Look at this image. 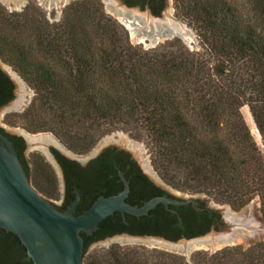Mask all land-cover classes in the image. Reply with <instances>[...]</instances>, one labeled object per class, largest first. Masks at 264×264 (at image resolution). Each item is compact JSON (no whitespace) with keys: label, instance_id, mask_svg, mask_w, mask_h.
I'll return each mask as SVG.
<instances>
[{"label":"trees","instance_id":"obj_1","mask_svg":"<svg viewBox=\"0 0 264 264\" xmlns=\"http://www.w3.org/2000/svg\"><path fill=\"white\" fill-rule=\"evenodd\" d=\"M93 2L70 4L63 21L52 28L31 20L47 60H57L65 72L61 77L48 64L35 63L33 53L17 49L15 64L35 91L31 130L49 129L69 149L86 152L96 135L132 129L139 137L145 134L154 168L173 189L215 195L234 209L259 195L264 210V167L240 114L247 106L264 142V0H243L246 13L236 8V0H176L181 18L197 29L207 58L181 47L173 51L172 43L163 50L133 48ZM12 89L0 73V106L12 99ZM0 133L4 134L1 128ZM8 138L19 159L20 139ZM22 164L31 181L30 168ZM116 166L123 168L125 163L116 157ZM101 169L113 166L107 161ZM31 185L40 193L36 184ZM114 194L105 195L100 184L83 182L76 215L97 198ZM180 215L179 221L172 216L151 225L150 234L176 242L209 231L205 214L193 213L190 219ZM122 225L107 218L91 237L81 234L83 260L90 245L120 233ZM131 229L130 233L147 234ZM137 256L113 248L105 262L148 264ZM159 258L165 260L162 264H264V242L213 255L195 253L188 262L175 256ZM0 264H32L18 239L3 230Z\"/></svg>","mask_w":264,"mask_h":264},{"label":"water","instance_id":"obj_2","mask_svg":"<svg viewBox=\"0 0 264 264\" xmlns=\"http://www.w3.org/2000/svg\"><path fill=\"white\" fill-rule=\"evenodd\" d=\"M72 1L75 0H38L40 7L52 8ZM18 2L19 0H0L1 5L17 14H19ZM103 2L105 14L111 15V21L129 29L131 34L129 41L140 48L148 50L180 38V44L192 51L190 44L195 45L192 35L190 31L179 28L173 0H167L160 18L151 16L146 10L127 8L119 0H103ZM21 6H25V1ZM0 69L14 85L13 100L0 109L1 117L19 112L22 100L30 101L33 96L24 95L20 80L11 75L1 60ZM3 130L11 135L22 136V130ZM27 137L36 144L43 141V137ZM44 137L57 141L52 135ZM111 145L129 152L141 169L146 171L147 167L150 171L149 161L142 159V147L132 148L128 140L111 137L102 148ZM31 152L33 151L29 148L28 158H31ZM149 176L153 180L151 175ZM128 192L127 184L124 183L122 191L117 195L99 197L86 211L75 216L79 203L77 196L74 203L65 212L60 213L49 203V200L34 190L11 142L0 133V230L18 239L32 264H87L83 260L81 234L91 237L97 232L98 225L115 213L122 216L142 217L158 204L164 206L194 204L193 201L178 204L170 203L164 198H154L137 208L125 203ZM170 193L181 199L197 197ZM197 198L204 201L211 209L207 198ZM220 213L224 214L228 226L218 232L211 230L202 236L180 239L176 242L159 237L120 236L90 245L86 254H93L95 248L106 247L110 250V243L146 244L148 247L162 246L163 252H180V257H185V261L188 262V255L193 250L214 253L241 243V248L247 249V243L264 239V226L259 221L256 200L240 214L228 211Z\"/></svg>","mask_w":264,"mask_h":264},{"label":"rangeland","instance_id":"obj_3","mask_svg":"<svg viewBox=\"0 0 264 264\" xmlns=\"http://www.w3.org/2000/svg\"><path fill=\"white\" fill-rule=\"evenodd\" d=\"M82 1L83 0H75L60 7L52 8V7H40L38 0H25V6H19V14L0 4V40H2V43H0V60L3 62V64L11 73V75L14 78H18L20 80L24 95L33 96L30 101L22 100L19 112L1 116L0 128L22 130V135L25 136L44 137L45 135H52L56 138V140L63 148L69 150L74 154H78V155L83 154V156L98 149H101L111 137L128 140L132 148L142 147V159L149 161V168L151 175H155L156 179L161 181V183H163V186L164 188H166L167 191L207 198L211 205L212 210H215L217 212L228 211L236 214H240L254 200H256L259 221L260 224L264 226V210L259 195L253 196L252 199L248 201L241 209H236V208L234 209L230 205L222 201H219V199H217L215 195H206L204 193L195 194L190 192H182L170 187L167 183H165L161 179L160 174L154 168L152 147L149 144L148 140L145 138V134L143 133H140L141 137H139L138 134L134 132L132 129L120 128L115 131L112 130L109 132H105L104 134L101 135L98 134L95 137V143L93 144V146L86 152H80L69 149L66 145H64L61 138H59L57 135L54 134V132H52L49 129H43L38 131L31 130L32 127L30 121L35 116V112H36L33 110L36 107V105L33 106V104H35L33 103L35 99V91L33 90L32 86L25 81L17 65L15 64L16 55H17L16 51L18 48H24V50L26 49V51H29L34 54V58H36L35 63L38 62V63L48 64V66L52 68V71L54 73H57L61 77H63L65 75V72L62 71V69L57 66L58 61L54 60L55 63L48 61L46 54L43 51V47L37 44L32 26L37 25L38 23H47L49 27L52 28V26H56L63 21V18L66 13V9L70 4L78 3ZM173 1H174L179 28L190 31L192 35L195 44V45L190 44L192 51L180 44V38L174 39L172 41L150 48L148 50H144L129 41L131 39V34L129 32V29L113 22L116 26L120 38L122 39L123 42L127 43L131 47L136 49L140 48V50L142 51H152L154 49L161 50L163 45L172 43L176 46L173 49V51H175L178 47H181L190 53L205 55V58H207L208 55L206 49L205 47H203L197 29L195 28L194 24H192L189 20L187 19L185 20L181 18V16L179 15V9H177V2L176 0ZM231 1L232 0H230V3H232ZM93 4H95V6L98 7L99 11L103 13L106 19L111 20V15L105 14L103 0H94ZM234 5L236 6V8L240 10L243 9V12L245 13L247 12V8L245 7L243 0H236ZM31 20H34V23ZM32 23L33 25L31 26L30 24ZM12 48L13 51L10 53V50ZM27 111H30L31 113ZM240 114L246 125L247 130L249 131L252 142L257 148V151L259 152L260 159L264 167V142L255 128L248 107L247 106L242 107L240 110ZM45 121L49 122L50 120L48 118ZM77 130L78 129H76V131ZM34 153L35 152H31V158H29L31 182L37 185L36 187L39 189L40 194L43 195L47 200H54V198L56 197V191L53 187L54 181L52 179V175L48 171L47 165L43 164L41 159L38 156H36V154ZM260 242H264V239L247 243V248ZM241 246L242 243L233 247H241ZM113 248L130 250L131 252L136 253L138 256L147 259L148 264L166 263L165 260L159 258L160 255L175 256V257H179V259H185V257H180V252H163L162 246L148 247L146 244L110 243V250ZM108 251L109 249H107L106 247L95 248L93 249V254H86L84 260L87 264H106L105 260L107 259ZM195 253L213 255L216 252L211 253V252L193 250L188 255V261L189 258Z\"/></svg>","mask_w":264,"mask_h":264},{"label":"flooded vegetation","instance_id":"obj_4","mask_svg":"<svg viewBox=\"0 0 264 264\" xmlns=\"http://www.w3.org/2000/svg\"><path fill=\"white\" fill-rule=\"evenodd\" d=\"M24 1L25 0H19L17 6H21ZM119 1L123 6L127 8L146 10L151 16L159 18L161 17L162 12L167 5V0ZM0 73L4 75V77L12 85V99L9 101L11 102L14 96V85L9 77L4 72H2L1 69ZM9 102H7L5 105L0 106V109L6 106ZM3 133L4 134L2 135H4L8 140V137H15L20 139L21 148L18 161H20L21 164L23 163L25 167H30V159L27 157L29 148L32 149L33 152H35L34 154H36V156L41 159L43 164L47 165L48 171L51 173L52 179L54 181L53 187L56 191V197L54 198V200H49V203L58 212H65L74 203L77 196H79L78 206L80 205V203L83 201V182L87 183L88 181L97 184V186L98 184H100V188L105 195L109 191L114 192V196L122 191L124 183H126L129 192L125 203L137 208H140L144 203L154 198H164L170 203L178 204H184L188 201L194 202V204L187 203L185 205L178 206H173L170 204L164 206L162 204H158L152 210H150L147 215L142 217H133L129 215L122 216L118 213H115L110 218L120 220V222L123 224L122 231L120 233H115L112 236L107 237L101 241L120 236L158 237L150 234L151 225L164 222L167 217L170 218L172 216H176L177 220L179 221L181 219L180 214L188 219L191 218L193 213L205 214L210 221L209 231L214 230L218 232L225 226H228L224 218V214L222 215L220 212L208 208L206 206V203L200 198L195 197L181 199L171 194L166 190V188H164L163 183L156 179L155 175H151L147 167L145 169L147 171L146 172L139 167V165L132 158L129 152L119 149L114 145L98 149L83 156V154H74L69 150L63 148L57 141L50 137H43V141L39 142V144H36L34 140H31L25 135L15 136L8 134L4 130ZM116 157L117 159H122V162L125 163V167L118 168L116 166ZM107 161L111 163L113 169H101L102 165ZM28 173H30L29 169ZM149 175H151L153 180ZM155 180H157L156 182H158V184L155 183ZM29 182L31 184L30 180ZM74 215L77 216L76 210ZM129 228H132L131 230L134 231L144 229L147 231V234L139 235L130 233V231H128Z\"/></svg>","mask_w":264,"mask_h":264},{"label":"bare ground","instance_id":"obj_5","mask_svg":"<svg viewBox=\"0 0 264 264\" xmlns=\"http://www.w3.org/2000/svg\"><path fill=\"white\" fill-rule=\"evenodd\" d=\"M244 210H245V209H244ZM244 210H243V211H244Z\"/></svg>","mask_w":264,"mask_h":264}]
</instances>
